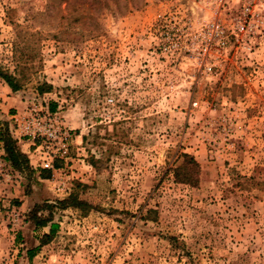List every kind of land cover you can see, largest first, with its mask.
Instances as JSON below:
<instances>
[{"label":"rangeland","instance_id":"rangeland-1","mask_svg":"<svg viewBox=\"0 0 264 264\" xmlns=\"http://www.w3.org/2000/svg\"><path fill=\"white\" fill-rule=\"evenodd\" d=\"M194 2L0 0L20 114L37 107L72 138L55 171L0 167V264H264V16L203 74L151 48L158 20ZM71 194L90 212L63 209Z\"/></svg>","mask_w":264,"mask_h":264},{"label":"built area","instance_id":"built-area-1","mask_svg":"<svg viewBox=\"0 0 264 264\" xmlns=\"http://www.w3.org/2000/svg\"><path fill=\"white\" fill-rule=\"evenodd\" d=\"M194 4L195 9L177 7L174 14L158 20L152 53L160 52L175 63H190L194 72L217 73L231 51L246 47L260 27L264 0H195ZM13 121L15 137L34 143L38 167L55 171L57 160L69 159L71 134L57 118L31 107Z\"/></svg>","mask_w":264,"mask_h":264},{"label":"trees","instance_id":"trees-1","mask_svg":"<svg viewBox=\"0 0 264 264\" xmlns=\"http://www.w3.org/2000/svg\"><path fill=\"white\" fill-rule=\"evenodd\" d=\"M0 78L7 83V85L10 87V89L13 92H18L22 87L20 80L17 79V76L4 71L2 68H0ZM38 89L39 92L42 94L46 91L47 92L50 91L52 89V86L43 83L42 85L39 86ZM0 145L2 150H4L5 152L6 161L10 163L11 167L16 172L23 174L26 170L31 169L28 155H26L19 149L18 141L11 136L8 125L1 121H0ZM187 157H188L187 164L189 165L190 168L188 170V173L186 174V178L183 183L195 184L197 181L195 176L198 175L199 173V164L196 162L194 158L189 156ZM59 205H61L63 209L75 208L85 213L90 212V210L92 209L89 203L81 201L80 198L75 194H71L70 197H68L67 199L60 201ZM34 220L37 228L46 227L50 222L49 219L39 218L36 215L34 216ZM58 227H59L58 224H52L50 226L51 231L49 234L43 236V238L41 239L42 241L40 247L49 243L52 236L56 233ZM35 253H36L35 250L28 251V255L30 256V259H33Z\"/></svg>","mask_w":264,"mask_h":264},{"label":"crops","instance_id":"crops-1","mask_svg":"<svg viewBox=\"0 0 264 264\" xmlns=\"http://www.w3.org/2000/svg\"><path fill=\"white\" fill-rule=\"evenodd\" d=\"M0 102H3L4 105L0 103V110L1 108L4 109L5 112L7 109H14V112H7L6 115L2 116L0 119H7V121L14 119L16 116L15 114H20L24 109H26V104L20 100L17 96L14 95L13 91L5 82H0ZM6 104V105H5ZM8 107V108H7ZM16 111V112H15ZM1 114V112H0ZM19 149L28 155L31 165L34 163H39L40 157L35 152L34 143L29 140H18ZM0 165H6L10 169H12L9 162L5 159V152L2 150L0 145ZM9 179V180H8ZM6 178V181H10V178ZM17 182V181H16Z\"/></svg>","mask_w":264,"mask_h":264}]
</instances>
